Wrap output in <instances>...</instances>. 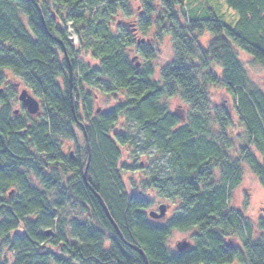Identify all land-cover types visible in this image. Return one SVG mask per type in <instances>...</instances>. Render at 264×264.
<instances>
[{"label": "trees", "instance_id": "1", "mask_svg": "<svg viewBox=\"0 0 264 264\" xmlns=\"http://www.w3.org/2000/svg\"><path fill=\"white\" fill-rule=\"evenodd\" d=\"M225 1L238 14L230 25L212 0L192 15L183 0H142L137 13L129 0H0V264H146L135 249L148 264H264V240L254 241L250 221L229 205L243 163L264 187V93L250 88L236 51L264 66V0ZM121 13L133 23L116 21ZM70 30L78 52L97 66L76 59ZM151 30L149 40L139 38ZM207 34L212 39L203 47ZM165 37L172 40L174 58L153 80L154 69L136 68L139 61L132 59L138 56L129 54L136 50L147 61L159 60ZM4 71L38 95L43 115L13 110L16 84L6 87ZM86 86L125 96L98 112ZM210 86L227 90L244 126L248 145L240 159L231 151V110L211 108ZM176 96L191 107V125L162 104ZM208 112L214 131L201 122ZM121 120L144 136L137 148L169 157L144 184L179 204L167 223L147 213L150 199L125 187L121 147L135 137L112 135ZM60 140L77 143L74 160L63 155ZM76 208L89 218L71 216L69 209ZM174 231H194L189 250L170 251ZM240 238L241 245L233 246Z\"/></svg>", "mask_w": 264, "mask_h": 264}, {"label": "rangeland", "instance_id": "2", "mask_svg": "<svg viewBox=\"0 0 264 264\" xmlns=\"http://www.w3.org/2000/svg\"><path fill=\"white\" fill-rule=\"evenodd\" d=\"M132 5V9L134 12H138L139 8L143 9L142 0H129ZM205 0H183L185 3V10L189 15H192V11L196 10H204L203 5L201 3ZM208 1V0H207ZM215 4H212L213 8H217L219 12L224 14L226 18L225 22L227 24H233V22L238 19V14L231 9L225 0H212ZM208 3V2H204ZM162 12V8L159 9V13ZM158 14V13H157ZM117 20H121L123 22H129L131 19L127 18L124 14H120ZM133 23V21H131ZM155 30H151L148 35H139V38L149 40L150 37L154 35ZM71 35V30H70ZM75 42V57L79 62H83L84 64L90 65L91 67H95L98 65L96 61H94L91 56L87 53L82 52L79 53L80 46L76 37L73 35L70 36ZM212 37L210 34L204 35L200 39V43L203 47H207L208 43L211 41ZM236 51L239 54V60L243 64L247 74L250 88L253 90H260L264 93V66L258 64L254 61L252 57L236 48ZM138 56V61L141 63V69L147 70L148 68L154 69L153 80L160 79V73L162 69L174 58V48L172 44V40L170 37H165L162 48L161 59L154 61H147L143 58L136 50L129 54L130 59L134 56ZM214 74L217 76L221 75V69L219 67H213ZM6 87L12 88L14 84H19L21 87L17 92V99H19V94L22 89H26L33 94L40 102L41 99L36 95L32 89L25 86L26 84L22 82V80L16 77L10 71L3 72ZM209 95L211 98V108H224L231 110L233 120L235 122V127H233L229 131V136L233 142L232 146V154L240 159L242 156V149L247 147V138L246 131L244 126L240 123L239 116L237 111L233 108V100L231 96L228 94L227 90L223 87L218 86H210ZM86 90L92 94L94 97V110L107 112L110 109L116 107L124 98L123 93H118L115 95H106L99 90L93 89L90 86H86ZM42 104V102H41ZM162 104L167 106L169 110L173 113L180 115L184 121L183 124L191 125L194 121L195 117H193L191 107L184 103L180 96H176L174 98H163ZM21 110L20 104L13 106V110L19 112ZM44 114V110L42 109L40 116ZM206 116L201 118V122L203 126H206L207 122L211 124L213 131L215 128L214 121L212 122L211 116L213 114L210 112L205 114ZM197 116V115H196ZM208 127V126H207ZM131 133V136L135 137L133 142L127 144L126 146L121 147L122 157L120 159L119 165L123 172V179L125 183V187L128 192H137L138 194L150 199L152 201V207L147 211L150 212H159V207L161 205H167V214L166 218L160 220L162 223L169 222L172 218H174L178 211L179 204L167 202L165 199L161 198L158 193L153 190L147 189L144 187V184L147 178L154 172V169L158 166H162L166 164L169 160V157L161 154L156 149L148 150L145 147L137 148L135 143L143 144L144 136L138 135L136 133V129L133 124L125 123L121 120L118 124H116L115 128L112 131V135L116 136L121 133ZM79 143L83 146L84 138L82 133H78ZM61 151L65 157H69L70 154H77V143L69 140H60L59 142ZM234 156V158H235ZM215 181H220V173L216 172ZM229 205L231 208L237 209L242 212L243 216L247 218L251 225L253 226V240H264V230L261 229L262 222L264 223V187L260 184L259 179L254 175L250 166L243 163V179L241 184L232 190L230 195ZM70 215L78 217L81 220H87L89 217L85 214H82L78 209H69ZM194 231H174L171 237L168 240V248L172 252H177V244L183 241L192 242ZM233 246H240L243 242L242 238L234 239Z\"/></svg>", "mask_w": 264, "mask_h": 264}, {"label": "water", "instance_id": "3", "mask_svg": "<svg viewBox=\"0 0 264 264\" xmlns=\"http://www.w3.org/2000/svg\"><path fill=\"white\" fill-rule=\"evenodd\" d=\"M61 44H63V43L61 42ZM137 59H138V57H134L132 59V61L135 62V61H137ZM68 66H69V69H70V83L72 84V82H73V68H72L71 63L69 62V59H68ZM140 67H141V63L137 62L136 63V68H140ZM3 91H4L3 89H0V96L2 95ZM19 101L22 103L23 107L27 110V112L30 115H32V116L37 115L40 112V110H41L40 102L34 96H32L29 93V91L26 90V89L22 90L21 93L19 94ZM16 113H18V111H16ZM85 136H86V140L88 142V145L90 147L89 139H88V135H87L86 131H85ZM90 160H91V153H90V148H89V159H88V163H87V166H86V169H85V174H84L85 181H87L88 170H89V167H90ZM12 194H13V191L10 192L9 195L11 196ZM96 195L99 198V200L101 201V204H102V206H103L108 218L111 220V222L114 224L115 228L118 230V227L116 226L115 222L113 221V219L111 218V216L109 214L108 208L106 207V204H105L104 200L102 199V197L99 194H96ZM167 209H168L167 205H161L159 207V213L158 212H150L149 215H150V217L152 219H155V220L163 219V218L166 217ZM46 235L47 236H52L53 232L51 230H49V231L46 232ZM121 237H122V235H121ZM191 246H192L191 242L183 241V242L178 243L176 248H177V250L179 252H184V251L189 250L191 248ZM135 250H137V252H139V254H141V256L144 258L146 264H148L147 257L144 254V252L142 250H140V249H135Z\"/></svg>", "mask_w": 264, "mask_h": 264}, {"label": "flooded vegetation", "instance_id": "4", "mask_svg": "<svg viewBox=\"0 0 264 264\" xmlns=\"http://www.w3.org/2000/svg\"><path fill=\"white\" fill-rule=\"evenodd\" d=\"M139 10H140V8H139ZM136 24H137V22H136ZM134 26V25H133ZM134 31L135 32H137V29H134ZM139 34H141V33H139ZM142 40H144V39H142ZM20 85L19 84H16L14 87H13V89H14V91L17 93L18 92V90L20 89ZM22 90H24V89H22ZM21 90V91H22ZM21 93V92H20ZM30 93V92H29ZM32 96H34L33 94H31ZM35 97V96H34ZM36 98V97H35ZM37 99V98H36ZM38 100V99H37ZM39 101V100H38ZM40 102V101H39ZM18 103L20 104V107H21V110L19 109V112H23V111H25V112H27V110L23 107V105H22V103L19 101V99H18ZM40 105H41V110H40V112L37 114V115H35L34 117H38V116H40V113H41V111H42V109H43V107H42V104H41V102H40ZM28 113V112H27ZM32 116V115H31ZM70 157H71V159L72 160H74L76 157L74 156V154H70ZM157 220H163V219H157Z\"/></svg>", "mask_w": 264, "mask_h": 264}]
</instances>
